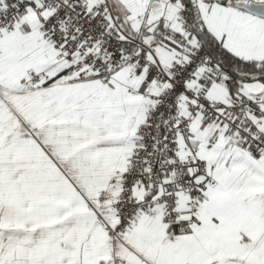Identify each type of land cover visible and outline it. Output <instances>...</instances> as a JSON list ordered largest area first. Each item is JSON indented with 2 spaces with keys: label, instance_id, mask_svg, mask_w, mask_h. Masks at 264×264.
I'll return each instance as SVG.
<instances>
[{
  "label": "snow or ice",
  "instance_id": "1",
  "mask_svg": "<svg viewBox=\"0 0 264 264\" xmlns=\"http://www.w3.org/2000/svg\"><path fill=\"white\" fill-rule=\"evenodd\" d=\"M0 264H264V0H0Z\"/></svg>",
  "mask_w": 264,
  "mask_h": 264
}]
</instances>
